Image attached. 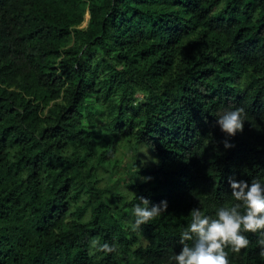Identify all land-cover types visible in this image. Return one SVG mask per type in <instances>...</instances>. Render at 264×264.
<instances>
[{
	"label": "trees",
	"instance_id": "16d2710c",
	"mask_svg": "<svg viewBox=\"0 0 264 264\" xmlns=\"http://www.w3.org/2000/svg\"><path fill=\"white\" fill-rule=\"evenodd\" d=\"M228 177L264 184V0H0V264H174ZM139 196L168 209L133 231ZM245 235L229 264H264Z\"/></svg>",
	"mask_w": 264,
	"mask_h": 264
},
{
	"label": "clouds",
	"instance_id": "9594fccd",
	"mask_svg": "<svg viewBox=\"0 0 264 264\" xmlns=\"http://www.w3.org/2000/svg\"><path fill=\"white\" fill-rule=\"evenodd\" d=\"M216 118V124L228 137H234L244 130V109L241 107L226 108ZM223 143L225 148L234 147L227 139ZM150 179L144 178L145 181ZM228 183L237 203L219 207L215 218L205 215L198 207L192 208L189 213L191 221L180 236L181 249L170 257L174 264H229L225 249L239 253L247 248L250 241L245 233L249 232L260 233L257 243L260 246L259 255L264 258V184L255 178L249 184L233 177H228ZM139 200L140 203L133 208V231L168 209L167 200H161L158 204H152L144 196H139ZM90 243L92 249L97 251H115V245H100L95 239Z\"/></svg>",
	"mask_w": 264,
	"mask_h": 264
},
{
	"label": "rangeland",
	"instance_id": "374dc122",
	"mask_svg": "<svg viewBox=\"0 0 264 264\" xmlns=\"http://www.w3.org/2000/svg\"><path fill=\"white\" fill-rule=\"evenodd\" d=\"M100 108V105L94 101V97L90 95L86 96L85 104L81 107V111L83 115H86L90 112L97 114L100 112ZM83 124L86 127L91 128L90 130H92V138L94 141L95 150H99L102 147H105L106 143H109V140L106 136L105 128H96L94 126H90L85 121H83Z\"/></svg>",
	"mask_w": 264,
	"mask_h": 264
}]
</instances>
